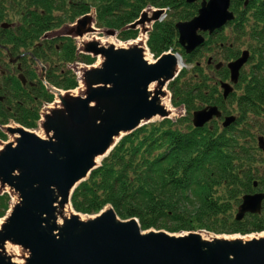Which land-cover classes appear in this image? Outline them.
Returning a JSON list of instances; mask_svg holds the SVG:
<instances>
[{
  "label": "trees",
  "instance_id": "1",
  "mask_svg": "<svg viewBox=\"0 0 264 264\" xmlns=\"http://www.w3.org/2000/svg\"><path fill=\"white\" fill-rule=\"evenodd\" d=\"M122 1L113 0V4L120 7ZM245 1L232 0L235 20L211 37L206 36L205 44L188 55L178 42L175 25L196 17L200 4L153 0L158 8H172L173 12L170 19L154 25L148 47L156 58L169 51L179 53L189 67L168 87L172 105L184 109L186 114L175 120L144 125L123 137L101 166L73 192L71 203L76 212L97 215L111 206L123 220L138 219L143 231L205 230L219 235L264 232V202L260 214H248L241 221L234 214L244 195L264 193V171L258 167L263 162V153L255 143V130L263 128V123L250 118V113L260 114L264 104V0H252L248 6ZM3 4L1 0L2 9ZM112 11L111 4L101 6V24L122 29L137 18L133 13L113 18L109 15ZM3 21L1 16L0 22ZM227 28L231 29L229 36L225 34ZM120 31L118 38L122 41L136 39L139 34ZM40 36L38 33L34 38ZM240 47L251 52L250 61L254 65L241 73L244 93L240 97L232 94L229 99L232 106L239 104L236 124L224 129L220 121L214 120L204 128H195L192 124L195 111L210 104L224 108L214 79H228L229 70L216 71L208 60L212 57L215 63H228L239 58ZM54 58L61 64L49 81L66 91L78 87L75 75L66 67L76 62L88 65L95 62V58L78 54L74 48L59 52ZM45 96L49 102L54 100L52 95ZM25 110L17 107L12 115L0 108V126L13 119L28 129L38 128L39 108ZM0 139H7L1 129ZM10 202L9 194H0V219L6 216Z\"/></svg>",
  "mask_w": 264,
  "mask_h": 264
},
{
  "label": "water",
  "instance_id": "2",
  "mask_svg": "<svg viewBox=\"0 0 264 264\" xmlns=\"http://www.w3.org/2000/svg\"><path fill=\"white\" fill-rule=\"evenodd\" d=\"M200 1L196 17L176 24L178 42L187 54L205 43L204 34L211 36L235 19L232 0H186L188 4ZM250 1L246 0L245 6ZM162 14L158 11L139 23H152ZM107 35L115 36L116 32ZM87 51L102 57L104 63L88 72L94 79L86 81L87 98L63 99L66 111L46 124L47 130L54 132V140L42 139L25 128L9 130L19 138L16 145L9 143L0 153V180L19 194L21 204L0 232V249L9 241L28 249L31 257L27 264H264V238L211 243L196 233L181 237L160 231L143 233L137 219L119 221L113 208L88 221L74 215L59 228L57 201L62 206L71 202L78 185L99 167L96 158L107 157L124 136L157 117L167 118L160 98L152 96L149 89L156 82L164 87L183 69L178 68L176 55L184 62L182 57L172 52L151 64L139 47L117 49L94 43ZM249 59L250 51L246 50L228 64L232 84L238 83ZM222 67L223 63L216 65L217 70ZM222 88L225 98L234 91L229 83H222ZM101 101L104 105L97 106ZM221 117L218 106H207L193 113L192 123L195 128H204ZM236 119L226 117L223 127L228 128ZM258 146L264 152V136L258 138ZM263 202L264 193L245 195L236 219L261 213ZM0 264L15 263L0 255Z\"/></svg>",
  "mask_w": 264,
  "mask_h": 264
},
{
  "label": "flooded vegetation",
  "instance_id": "3",
  "mask_svg": "<svg viewBox=\"0 0 264 264\" xmlns=\"http://www.w3.org/2000/svg\"><path fill=\"white\" fill-rule=\"evenodd\" d=\"M107 1L3 0L4 8L0 7L2 10L0 17L4 18V21L0 22V108L12 115L16 114L17 107L24 110H33L37 107L39 112L44 109L51 116L58 115L60 110L65 108L64 103L49 102L46 96L44 97V94L54 95L52 91L55 89L50 88L54 85L49 81V77L59 69L61 64L55 60L56 54L71 48L77 51L80 44L101 45L96 36L101 34L107 36L109 31H115L119 36L120 30L145 29V25L139 22L145 18H153L155 13L163 9L154 5L153 0H124L120 7L119 4L116 7L113 0ZM104 3L112 5L113 11L109 15L113 18L127 13L137 14V18L122 29L101 24L99 15ZM164 9H166L165 17L168 20L173 10L172 8ZM83 21H85L84 24H82ZM137 22L139 24L132 28V25ZM4 25L7 26L4 27ZM90 30L92 31L88 32ZM83 31L88 33L80 36ZM38 33H41V36L38 39L34 38ZM89 35L92 39L85 41ZM214 80L219 85V95L224 100L223 114L230 112L238 115V102L232 106L230 98H224L222 89V83H231L230 77ZM244 87L245 84L240 79L239 83L234 86L235 97H240L244 93ZM238 91H240L239 94ZM88 92L89 87L85 95ZM85 95L75 97L74 92L69 94L70 97L81 99H84ZM32 100L35 102L32 103ZM260 108V114L264 116V104ZM11 123L16 124L15 120L11 119L10 124H7L8 128H14ZM51 134L54 137V132L47 130L48 138Z\"/></svg>",
  "mask_w": 264,
  "mask_h": 264
},
{
  "label": "rangeland",
  "instance_id": "4",
  "mask_svg": "<svg viewBox=\"0 0 264 264\" xmlns=\"http://www.w3.org/2000/svg\"><path fill=\"white\" fill-rule=\"evenodd\" d=\"M165 19V20H164ZM163 19V21H166L167 19L166 18H164ZM154 26V24L153 25H151V23H148L147 25H145V27L146 28H151V27H153ZM144 29L143 28H140L139 30H138V32H139V34H138V37L136 38V39H138V40H141V39H143L144 41H146L147 42V39H148V37H149V35L147 34V33H145L144 31H143ZM225 34L227 35V36H229L230 34H231V29H229V28H227V30H226V32H225ZM98 39H99V43L102 45V46H105V47H108V46H110V44H108L109 42H111V40H113V41H117V43H119V42H121L117 37H108V36H106V35H104V34H101V35H97L96 36ZM88 39H92V36L91 35H89V36H87L86 38H85V41H87ZM130 43H132L131 41L130 42H127V43H121V44H130ZM114 48H117L115 45H112ZM126 47H128V48H133V47H141V46H138L137 44H134L133 46H126ZM121 47H118V49H120ZM125 48V47H124ZM241 48V51H244V50H246V48L245 47H240ZM95 57V56H94ZM155 59V58H154ZM156 60V59H155ZM104 63V59H102L101 57H98V58H95V62H94V67H96L97 69H99V68H101V66H102V64ZM203 66H205V62H203ZM254 65V62L253 61H250L246 66H245V68H244V70L245 71H249L250 69H251V67ZM87 65H85V64H72V65H70L69 67H66V70H71V72H72V74H74V75H76V80L78 79L79 80V86H78V89L76 90V91H73L74 92V95H75V97L77 96V97H81V96H84L85 95V93H86V91H87V88H88V85H87V82L86 81H88V77H89V79H90V81L92 80V79H94V76L91 78L90 76H89V69L86 67ZM95 69L92 67V70L91 71H94ZM216 79H218V78H216ZM85 81V82H84ZM81 85H83L82 87H80ZM154 87H153V92L151 93V95L152 96H155V95H158V97L160 98V100L163 98V96H167V93L166 92H168L169 93V95H170V100H171V92L169 91V89H168V86H164V87H162L158 82H156V83H153L152 84ZM151 85V86H152ZM79 88H81V89H79ZM165 88H166V91H165ZM240 93V91H238V94ZM65 98V100H67V101H70V98H74V97H70L69 96V94H66L65 96H64ZM57 101H61V97L60 98H58L57 99ZM100 105H104L103 104V102L101 101V102H99V104H97V106H100ZM106 105V104H105ZM66 111V109H63V110H61V112H65ZM236 111V110H235ZM98 112L99 111H97V115L96 116H98ZM181 113H183V111L182 110H180V109H176V108H174L173 106H172V102H171V112H169L168 113V117H169V119H173V120H175V119H177V118H179V116L181 115ZM44 115V117H45V120H46V122L44 121L43 122V124L41 125V126H39V128H35V129H28V128H26V129H28V130H30L31 132H33V133H35L36 135H43V136H45L44 135V132H45V123H47L48 121H53L52 120V117L51 116H49L48 117V115L47 114H43ZM48 117V118H47ZM250 118L253 120V119H260V122L261 123H263V128H257L256 130H255V135H256V147H257V142H258V137L260 136V135H263L264 136V116L262 115V114H254V113H250ZM158 121H162V118L161 117H157V118H155L154 120H153V122H158ZM10 124V123H9ZM11 124H13V123H11ZM20 127H23V126H21V125H19ZM18 126V127H19ZM13 127H15V128H17V126L16 125H14L13 124ZM25 128V127H24ZM6 135H7V139L6 140H3V139H1L0 141H2V142H4V143H10V144H15L16 143V138H14V135L13 134H11L10 132H6L5 133ZM3 146V148H4V144L3 143H1L0 142V148ZM5 149V148H4ZM3 149V150H4ZM262 152V151H261ZM263 153V152H262ZM262 159H263V162L260 164H258V167L260 168V170L263 172L264 171V153H263V157H262ZM9 193L10 195H11V202H10V208H9V210H8V212H7V214H6V216L2 219V222H3V224H0V232L3 230V227H4V225L8 222V220H9V218H10V215H11V211L13 210V208L14 207H16L17 205H19V204H21V198H20V196H19V194H17L16 192H14L11 188H9L8 186H5L2 182H1V180H0V194H2V193ZM61 198V197H60ZM56 205H57V211H56V216L57 215H59V214H62L63 215V217H64V219L65 220H67V219H70L71 217H72V215L69 213V212H67V213H65V212H63V210H64V208H63V206L61 205V203H59L58 201H57V203H56ZM75 211V210H74ZM76 212V211H75ZM77 213V212H76ZM236 213H237V208L235 209V215H236ZM78 215H80V216H85L86 217V221H88V220H92V219H95L96 217H98L99 215H95V216H91V215H84V214H82V213H77ZM118 220L119 221H128V220H123V219H121V218H118ZM1 221V220H0ZM137 221H138V219H137ZM139 222V221H138ZM1 223V222H0ZM149 232H159L158 230H156V229H150V230H147V231H143V233H149ZM160 232H165V233H167V234H169V235H172V236H175V237H181V236H188L189 235V233L188 232H181V233H170V232H168V231H166V230H162V231H160ZM196 234H199L201 237L203 236L204 238H206V239H211V241H215V239H214V237H216V236H222V235H219V234H215V233H210V232H208V231H205V230H201V231H198V232H196ZM224 235V234H223ZM238 235H240V236H242V237H244V235H242V234H238ZM250 235H254V236H258V234L257 233H255V234H249V235H246V237L247 236H250ZM7 246H10V248H11V250H7L6 248H7ZM0 255H2V256H4L5 258H7V259H9V260H11V261H13L14 259H17V261H19L20 263L22 262V264H27L28 263V259L31 257V253H30V251L28 250V249H26V248H23V247H21V246H18V245H16L15 243H12V242H7V243H5L2 247H1V249H0Z\"/></svg>",
  "mask_w": 264,
  "mask_h": 264
},
{
  "label": "bare ground",
  "instance_id": "5",
  "mask_svg": "<svg viewBox=\"0 0 264 264\" xmlns=\"http://www.w3.org/2000/svg\"><path fill=\"white\" fill-rule=\"evenodd\" d=\"M108 44L115 45L117 48L118 47H126L125 44H120V43H117V41H113V40H111V42H109ZM134 44H137L138 46H141V48L144 51L143 52V55H144L145 59L149 63H151V64L154 63V61H152V59H151V57L149 55V52H148L149 50H148V47L146 45V41H144L143 39H141V40H137V41L133 42V45ZM176 56H177V61H178V68L179 69L184 68L185 63L182 62L181 58L178 55H176ZM153 87H154L153 85L150 86V89L149 90H150L151 93L154 91L153 90ZM165 91H166V88H165ZM166 93H167V96H163V98L159 101V103L167 111H171L170 95H169L168 92H166ZM38 136L41 137L42 139H46V137L43 136V135H38ZM18 137H19L18 134H14V138L17 139ZM104 158H105V156H103V157L102 156L97 157L96 160H95L96 165L99 166L102 163V161H103ZM63 208H64L63 212H65V213L69 212L72 216H74V215L77 214L74 211V209H73V207H72V205L70 203V200L67 203H63ZM79 217L83 221H86V217L85 216H80L79 215ZM64 222H65V219H64L63 215L62 214L57 215V224H58L59 228H61L63 226ZM0 224H2V222ZM262 238H264V233H261L258 236L250 235V236H247V237L246 236L242 237L240 235H222V236H216V237H214L215 241H224V240H227V241H236L238 239H241L242 241H248V240H251V239H262ZM202 240L205 241V242H211V243H213V241H211V239L208 240V239L204 238L203 236H202ZM6 249L7 250H11L10 246H7ZM12 262L15 263V264H22V262L20 263L19 261H17V259H14Z\"/></svg>",
  "mask_w": 264,
  "mask_h": 264
}]
</instances>
